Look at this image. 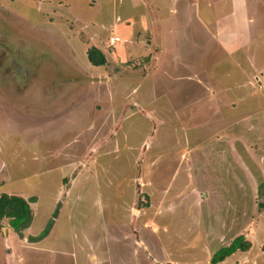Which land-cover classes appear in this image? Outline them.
<instances>
[{
	"label": "rangeland",
	"instance_id": "rangeland-1",
	"mask_svg": "<svg viewBox=\"0 0 264 264\" xmlns=\"http://www.w3.org/2000/svg\"><path fill=\"white\" fill-rule=\"evenodd\" d=\"M13 1L0 0V195L35 201L22 237L0 223V264H210L238 236L250 249L220 264H264V23L248 56L228 54L184 9L194 0H172L155 68L148 40L124 61L103 49L97 67L65 11L49 24ZM64 1L103 38L129 11Z\"/></svg>",
	"mask_w": 264,
	"mask_h": 264
},
{
	"label": "crops",
	"instance_id": "crops-1",
	"mask_svg": "<svg viewBox=\"0 0 264 264\" xmlns=\"http://www.w3.org/2000/svg\"><path fill=\"white\" fill-rule=\"evenodd\" d=\"M89 1L91 4H96L98 2L96 0ZM106 1L107 3H111L113 0ZM121 1L127 5L129 11L126 15H123V18H119L117 15H115V20L121 24H118L115 27L114 23H112V28L109 30V32H107L104 38L100 34H98L95 24L92 20H90V22L81 21L75 15L68 13V10H66V6H64L65 9L62 7V3L67 1L54 0L53 8H42V4L45 3L46 0H14L13 2L26 4L28 8L39 10L41 13V17L45 18V21L49 24L50 22H53V13H63V11H65L64 13L67 14L68 17H70L71 21H73L74 23H78L81 30L80 32L86 33V38L90 42V48H97L102 53L103 49H115L116 55L120 58L121 61L126 60L130 55H139V53H142V51H144L143 49L145 45L147 46V54L152 53L154 55L150 64H154L155 68L159 56L164 50L161 46V34L163 29H160L162 28V26L160 25L162 23L160 15H165V13L172 14L173 11H175V7H173L172 5V0H156V2L153 3H151L150 0H143V2H139L138 0V3L136 2L137 0H117V2ZM196 1H198V3L194 5L193 2ZM193 2L189 1L190 5L186 4L184 6V9L187 10L190 8V6H192L194 10H197L198 25H200L203 30H208L211 33L213 39H215L217 42L227 44L233 42L234 47H232L231 51L228 52L226 51V49H224V52L231 54L232 50H234V53H237L239 51L242 53L243 50L241 51V49L245 48L246 50L243 51L244 53L242 54L244 56H248L249 53L247 52L254 39V31L256 32L255 39L262 38L258 36L262 35L261 30H263L261 29V26L264 23V0H194ZM186 3L188 2L186 1ZM1 4L4 3H2L1 1ZM144 4H146L147 8L150 9L149 14L151 15V17H149V19L147 18L146 13L141 12L140 15H137L135 13V9L137 7L144 8ZM60 8L63 10H60ZM131 13L134 14L130 15ZM10 17L11 22H5L7 23L6 26L9 27L8 29L11 34L12 31L14 32L12 23L13 18L15 17L13 16V14L10 15ZM47 17L49 18V20L51 19V21H49ZM58 21H61V19H59ZM120 27H124V29L122 30L126 31V36L117 34ZM76 36L80 37L79 34H77ZM112 36H116L120 39L115 47H109L107 43V39ZM11 38L13 39L12 36ZM146 40H148V42L150 43L148 45H143V42ZM236 41L240 42L237 44ZM126 42H128L133 50L124 48L121 45ZM136 47H140V50L135 49ZM88 49L89 48L86 47L82 51V54L84 52L86 53ZM47 53L51 57L49 58L50 61L46 60L45 62L44 59L43 62L47 63L48 65H51L50 62L52 59L55 60V58H59L57 56L53 57L49 52ZM55 54H59L58 56H62L66 61V58L61 55V52ZM61 61L63 63L60 61L59 63H61L62 66H66L65 62L63 60ZM61 65L59 64V66Z\"/></svg>",
	"mask_w": 264,
	"mask_h": 264
},
{
	"label": "trees",
	"instance_id": "trees-1",
	"mask_svg": "<svg viewBox=\"0 0 264 264\" xmlns=\"http://www.w3.org/2000/svg\"><path fill=\"white\" fill-rule=\"evenodd\" d=\"M88 62L93 66H104L106 64L105 55L97 48L91 47L86 51ZM35 201V197L25 200L21 197L1 194L0 195V223L4 220L7 221L8 227L18 236L22 237L23 232L27 230L33 221V213L29 203ZM259 207L264 209V202L259 204ZM58 208H56L51 218L47 221L43 230L37 236H29L28 242L39 243L49 235L54 219L57 217ZM251 247V243L243 236L234 238L230 244L218 249L210 258V264H220L228 257L236 252H247Z\"/></svg>",
	"mask_w": 264,
	"mask_h": 264
},
{
	"label": "built area",
	"instance_id": "built-area-1",
	"mask_svg": "<svg viewBox=\"0 0 264 264\" xmlns=\"http://www.w3.org/2000/svg\"><path fill=\"white\" fill-rule=\"evenodd\" d=\"M44 1V0H40ZM120 41V39L116 36H112L108 39L107 43L109 47H115V45Z\"/></svg>",
	"mask_w": 264,
	"mask_h": 264
}]
</instances>
